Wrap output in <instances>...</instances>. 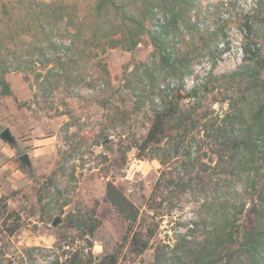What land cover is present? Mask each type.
<instances>
[{
    "label": "rangeland",
    "instance_id": "374dc122",
    "mask_svg": "<svg viewBox=\"0 0 264 264\" xmlns=\"http://www.w3.org/2000/svg\"><path fill=\"white\" fill-rule=\"evenodd\" d=\"M64 1L90 19L95 0ZM198 2L192 33H172L170 40L178 50L200 56L182 78L161 76L160 82L170 88L168 100L182 108L192 104L186 96L196 88L198 116L215 119L230 111L228 102L237 94L244 93L249 103L260 97L231 73L243 61L246 14L264 55V0ZM87 30L76 40L61 39L58 50L43 36L11 45L10 62H17L15 51L24 57L30 43L39 52L29 57L28 72L7 75L12 95L0 96V133L9 128L16 137L14 145L0 137V199L7 204L0 210V264H181L208 236L228 200L244 210L239 223L247 226L255 191L233 174L220 173L208 131L195 130V145L189 146L188 137L187 149L177 154L170 149L165 165L159 157L141 155L153 105L139 106L133 92L148 89L144 64L158 62L149 39L133 51H102ZM168 134L161 143L165 149L182 133ZM23 154L30 164L20 159ZM107 181L138 208L137 229L149 241L145 252L136 253L124 239L127 222L105 200ZM181 182L191 185L182 191ZM56 217L61 221L54 225ZM88 224L97 225L93 234Z\"/></svg>",
    "mask_w": 264,
    "mask_h": 264
},
{
    "label": "trees",
    "instance_id": "16d2710c",
    "mask_svg": "<svg viewBox=\"0 0 264 264\" xmlns=\"http://www.w3.org/2000/svg\"><path fill=\"white\" fill-rule=\"evenodd\" d=\"M198 6V0H95L89 9L90 19L87 20L80 11H71L64 0L51 2L0 0V96L12 95L7 75L12 70L28 72L31 62L29 57L38 55L36 43H30L32 49L27 51L30 56L25 57L26 54L24 58L15 51L14 60L17 62H10L8 57L13 54L10 50L11 45H16L19 39L31 35L34 39L43 36L58 50L61 39L65 37L69 39L71 35L72 40H76L87 28L95 48L106 51L109 48L120 47L133 51L147 37L154 47L158 62H153L154 66L144 64L145 78L149 81L148 89L142 91L135 89L133 92L137 96L139 106L146 102L153 105L151 125L144 143L139 146L145 152L141 155L159 157L161 163L165 165L170 157V149L175 154L180 148L187 149L186 143L183 142L188 137L189 146L195 145L193 132L204 129L214 142L220 173L233 174L255 191V194H252L253 205L246 213L247 226L239 223L244 210H239L228 200L210 223L211 231L208 236L198 247L186 252L180 258V263L263 264L264 55L260 43L251 37L253 18L246 14L244 25L249 33L241 46L243 61L239 69L233 71L231 75L233 79L246 83L249 90L260 94L258 99L249 103L244 93L237 94L228 102L230 111L212 119V116H198L197 110L201 103L196 88L186 96L192 104L182 108L179 101L168 100L169 94L166 91L170 88L160 82L161 76L182 78L190 72L194 60L200 56V53L195 56L190 50H178L170 40L172 33L182 30L192 33L195 27L193 17L195 16V19L199 17L198 14H194ZM13 63H17L16 66H13ZM58 64L63 67L64 62L59 58ZM64 73L63 70L62 74ZM46 78L51 79L50 75ZM171 129L182 134L169 149H165L161 143L169 136ZM150 146L156 148L148 153L146 150ZM190 185V182H181L178 187L184 191ZM5 199V197L0 199L1 211L7 207L6 203H2ZM105 200L111 203L127 222L124 239L129 240L136 253L145 252L149 247V241L144 239L137 229L139 210L136 205L113 181L106 183ZM87 228L88 232L93 234L97 225L88 224ZM73 264L80 263L73 260Z\"/></svg>",
    "mask_w": 264,
    "mask_h": 264
},
{
    "label": "water",
    "instance_id": "95a60500",
    "mask_svg": "<svg viewBox=\"0 0 264 264\" xmlns=\"http://www.w3.org/2000/svg\"><path fill=\"white\" fill-rule=\"evenodd\" d=\"M0 136L1 138L9 143V144H16V137L15 135L11 132V130L9 128H5L3 131H1L0 133ZM20 159L26 163V164H30V161H29V158H28V155L27 154H23L20 156ZM61 221V219L59 217H56L53 221V224L54 225H57L59 224V222ZM76 226L77 227H82L83 226V223L80 222V221H77L76 222Z\"/></svg>",
    "mask_w": 264,
    "mask_h": 264
}]
</instances>
